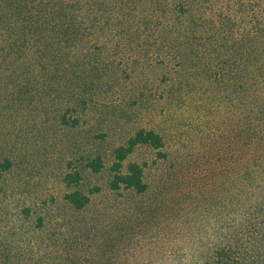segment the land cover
<instances>
[{
  "label": "rangeland",
  "instance_id": "rangeland-1",
  "mask_svg": "<svg viewBox=\"0 0 264 264\" xmlns=\"http://www.w3.org/2000/svg\"><path fill=\"white\" fill-rule=\"evenodd\" d=\"M82 5L83 17L97 20V29L87 31L88 42L99 63L112 69L85 103L76 95L73 101L48 97L41 113L0 119V155L13 161L0 192V235L15 223L32 230L44 215L52 230L66 222L55 230L56 238L78 239L83 246L95 232L130 216L134 235L114 255L117 264H204L225 243L237 249L241 264H264V195L257 197L256 184L248 185L243 105L222 88L228 79L223 80L221 63L203 71L199 62L188 79L168 82L182 76L184 47L165 48L161 40L171 35L192 46L233 35L263 36L264 0H82ZM158 46L164 47L160 54ZM66 111L80 120L75 127L60 124ZM141 126L162 133L169 157L137 147L129 159L147 163L149 191L117 199L106 189L112 152ZM91 154L105 158L104 172L85 169ZM74 167L83 174L80 190L102 188L87 212H75L63 201L69 190L63 178ZM96 211L102 217L92 228Z\"/></svg>",
  "mask_w": 264,
  "mask_h": 264
},
{
  "label": "trees",
  "instance_id": "trees-1",
  "mask_svg": "<svg viewBox=\"0 0 264 264\" xmlns=\"http://www.w3.org/2000/svg\"><path fill=\"white\" fill-rule=\"evenodd\" d=\"M83 5L82 0H0V119H10L20 113H41V102L48 97H55L56 101L64 98L73 101V97H79L81 103H85V96L95 93L94 89L99 87L97 81L108 77L112 68L107 63L105 68L99 63L88 42V32L97 29V20L83 17ZM251 28L254 29V25ZM161 40L165 48L184 47L180 49L183 56L179 58L182 76L168 82L188 79L199 62L204 64L203 71L222 64L219 70L223 80L228 79V85H219L233 93L234 104L243 105L242 148L248 185L255 183L253 190L261 197L264 195V35H233L209 43L198 41L192 46L171 35ZM92 41H100V38L93 37ZM163 49L158 46V53ZM70 86L75 90L73 93L69 91ZM67 111L60 117V124L75 127L80 120L68 116ZM43 112L48 114L49 107ZM101 137L105 138V134ZM140 146L158 151L160 159L169 157L164 152L166 141L162 133L145 126L138 128L112 152L106 189L117 199L128 194L133 198L141 197L149 191L145 179L147 163L129 159ZM12 167V159L0 155V192L5 174ZM85 169L93 174L104 172L107 169L105 158L101 154L88 155ZM82 180V171L77 167L63 178L69 189L63 201L78 213L87 212L92 197L102 191L100 186L90 193L80 190ZM149 209L156 212L151 206ZM100 214L95 213L94 223L100 222ZM30 218L28 208L23 212L22 221L27 223ZM122 221L106 232H95L90 243L83 246L78 239L71 242L56 238L55 230L64 227L66 222L52 230L44 215L36 218L32 230L12 224L0 235V264H117L114 255L134 235L135 229L130 216ZM96 226L95 223L92 228ZM211 255L204 264H241L238 251L231 243L215 248Z\"/></svg>",
  "mask_w": 264,
  "mask_h": 264
}]
</instances>
